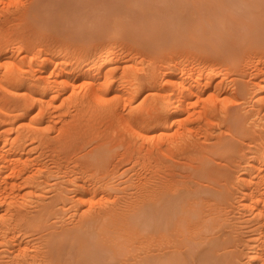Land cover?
I'll return each instance as SVG.
<instances>
[{
  "label": "rangeland",
  "instance_id": "rangeland-1",
  "mask_svg": "<svg viewBox=\"0 0 264 264\" xmlns=\"http://www.w3.org/2000/svg\"><path fill=\"white\" fill-rule=\"evenodd\" d=\"M176 1L178 0H167L169 3H167L166 0H3L0 2V147L6 144V147L4 146L3 148L7 151L12 143V148L15 149L16 147L17 153L15 154L19 153L17 155L18 157L21 155V165H27L26 168V165L24 168L22 167V171L20 170L21 172L17 174L19 176H12L11 174L9 175L10 178L7 176V180L10 181L12 176V181L14 180L16 183L14 185L15 187L13 186L12 189H1L4 187L3 182H5V180L2 182L0 179V264H43L44 262L48 263L47 260H49L48 264H60L61 260H64L65 262H62L65 264H71L70 260L73 262L72 264H75L76 257L72 249H70L68 241L70 243L73 239L74 232H77H73L72 228L82 226L81 221L88 218L91 221L94 219V221H92L94 223L89 222L92 223V225H83L84 227H86V225L88 226L86 227V234L89 236L88 238L93 241H89L90 243H88V245L92 248L94 243L100 242L98 249L101 252L98 251L96 253L99 260L97 259L93 262L94 264H132L135 258L134 256H136L137 259L143 257L144 264H146L149 253L156 255L159 251L157 247L162 244V246H166V249H172L173 245L171 244L174 243V239L177 240L181 237L180 239L182 241L184 234L186 238L179 244H184L180 246V248H185L182 251H188L184 256L185 259L188 260L187 264H192L189 261L193 256H199L200 254L203 256V254L206 253L205 250L208 247L209 241L214 237L215 238L211 240L213 242H217L221 239L217 243L218 246L214 248V252L217 250L216 248H221V251L218 249V253L215 252L216 255H222H218V258L224 259L223 253L229 252L228 256L225 253V257L228 258L225 260H227V262H233L236 259L235 263L230 264H261L259 263L260 259L253 255H256L254 252L260 251L261 248L259 247V245L261 246L259 243H262L259 238L261 234H259L260 230L258 229L261 227L264 213L260 212L258 207H255V210L253 205L252 207L250 206L251 209H249V205L246 204V207L244 203L249 199L246 197L250 190L248 189L249 191L247 193L246 189L250 186V181H253L254 178L259 175V170H256L258 167L257 163L260 162L259 160H262L261 156L264 154V89H260L257 85L260 81L264 80V65H262L264 64V33L259 34L261 30L250 27V25L255 24V20H259L258 15L262 10L259 12L257 11L258 9L253 11L256 13L254 14L250 12V7L247 5L250 3L255 5L257 1L258 4H261V2L264 3V0H249L247 2L248 4H243V2L247 0H240L241 5L238 3L239 0H237L238 2L236 0H229L230 2L228 0H224V2H221V0H217V2L216 0H179L178 3H181L180 5L177 4ZM148 2L150 4L152 2V5L148 4ZM170 2L172 4H170ZM220 3H222L223 7ZM218 4H220L221 7ZM144 5L146 6L144 7ZM186 5L187 8L185 10ZM213 5L214 7L212 9ZM174 6L176 8H174ZM163 7L166 9L164 10ZM177 7H179V11ZM190 7V10L193 9L191 12L189 10ZM199 7L203 8V10L201 9L203 14ZM180 9L183 11L181 12ZM196 9H199V11ZM193 11L199 12V15L195 16L196 12ZM192 12L194 13L193 15ZM263 12H261L260 16H264ZM144 13H148L146 14L147 16L144 15ZM158 14L160 15L158 16ZM184 14H186V16L191 14V16H187L191 19L185 21ZM247 14L248 17L246 16ZM250 14L252 16H250ZM88 15L91 18L88 19ZM80 16H82L81 19ZM156 16L157 19H155ZM192 16H194V18H192ZM228 17L229 19L227 20ZM6 18L9 19L8 23H4L5 20L8 21ZM178 20L179 22H177ZM249 20L251 24H248L250 22ZM246 22L248 25L244 28ZM159 23L161 26L162 24L165 25V29H159ZM64 24H66L65 27ZM115 24L117 25V29H115ZM247 26L248 28H246ZM156 30L159 31L161 35L166 31L169 36V32L173 35L166 37L167 34L165 33L166 35L160 36ZM142 32L146 34V38L145 34H140L142 36L138 37L139 33ZM152 32L156 35L154 33L152 34ZM133 33L137 36L135 35L134 37ZM152 35L154 36L152 37ZM142 37L144 38V43L142 40L140 41ZM146 43L148 45H146ZM102 53H105V55ZM81 54H89L90 58H96L97 56L106 58L115 57L113 58L114 60L112 59L113 61L110 60L111 64L116 61V66H112V74H115V78L111 77V80H107L109 85L107 91L104 93H108L101 94L104 100L100 97H95L96 99L88 97L89 78H78L73 76L72 79L65 81L64 70L70 67L75 68L78 63L77 58L79 55L81 56ZM1 58L3 60H1ZM4 60L10 61L8 66L10 70L6 71L8 72L7 75L5 73V70H7L5 68L6 65L3 64ZM261 62L262 64H260ZM117 64H120L122 70ZM260 65H262V67L259 68L263 69L260 70L258 68V70L257 67ZM122 66L128 69L124 71L123 75L122 72L119 74L120 70H124ZM112 74L110 73L108 75L111 76ZM110 76L107 78L109 79ZM191 76L192 80L189 81L188 79H190L189 77ZM127 77L128 79H126ZM187 77L188 79H186ZM197 77L200 80V87H202V90L200 89L198 92L199 94L197 93L198 95L196 93L192 94V101L188 99L191 103L187 101L188 106L186 105V111L184 110L186 113L184 111L179 112V114L175 111L171 112L168 117L170 118L169 120L161 113V116L159 115L157 117L160 123H158L159 121H155L158 124H156L154 131L158 133L152 132L153 130H151L152 124L155 122L150 123L148 122L150 118H147V121L145 119L144 133L141 137L142 140H140V136L134 131H137L135 129L139 127L137 124H139L143 113L147 112V110L149 111L148 113H153L152 110H154V112L156 111L155 107L159 105L156 100L159 98L158 96L161 94L163 95V92L168 90L171 83L172 85L178 86V80L181 79V81L185 80L187 83L193 82L194 84L199 81ZM130 78H132V80ZM174 78H177V80H175L176 82ZM195 78L197 81H195ZM260 78L263 79L261 80ZM119 80H121L124 86L129 88H124V86H121L119 83L120 86L117 85V81ZM126 80L127 82H125ZM130 80L131 82L129 83ZM171 80L173 81L170 82ZM47 81L49 84L51 82L53 86L50 84V87ZM204 83H206V85ZM197 84H199V82ZM116 85L122 90L125 89L124 91H127L129 96H127V92H125L126 95H123L124 93L122 90L118 93L117 90H120V88L117 89L118 87ZM112 86H114V88L116 87L115 93L117 92L120 95L123 93L121 97H117V100L116 97H114L115 93ZM46 87L47 89H45ZM47 90H49V92H47ZM112 90L113 93H111ZM188 90H186L187 93ZM165 94L166 92H164V95ZM125 97H127L128 100H125ZM86 99L92 101L87 103ZM81 100L86 103H81ZM153 102H156L155 106ZM192 113H194V115ZM171 114H176V116H171ZM187 114L192 116H187ZM124 116L126 119L129 118L124 120ZM185 116L189 118L187 119ZM174 117L177 118V122ZM130 118L133 120H130ZM181 118L185 120L183 121ZM179 119H181V122H179ZM124 121L127 123H124ZM128 121H130V124ZM149 121L152 122V119ZM163 122H165L166 125L164 124L163 126ZM148 124L151 126L149 125V127ZM186 126L187 128H185ZM157 127L159 130H157ZM145 129L148 130L145 131ZM186 129L187 132H184L183 130L186 131ZM174 130L177 131L175 132ZM179 130L182 131L180 132ZM195 130H197L198 133ZM126 131H128L129 134ZM154 133L156 136L153 135L151 138L149 134L152 135ZM179 133H181L180 136ZM135 134H137V136ZM145 134L148 138L144 137ZM184 134L187 136H184ZM165 136L167 138H165ZM174 138H177V141ZM158 141H160V143ZM171 141L173 144L170 143ZM157 143L158 145L161 144V148H157ZM182 144L184 146L183 150ZM184 144L187 145L186 148L188 149H185L186 145ZM151 145L153 147H151ZM177 145L181 146V148ZM175 146L181 150L175 149ZM175 150L176 152H174ZM5 151H3V153H5ZM132 151L135 154H133ZM260 151H262V153ZM149 157H151V159H149ZM23 159L26 162L24 164L22 163ZM262 162H264V160H262ZM149 163L151 164L149 165ZM156 168H158V170L161 168V172L158 171L159 174L158 172L156 173ZM192 171L194 172L193 174L191 173ZM138 172L139 177L141 173V178H145L144 176L146 175L147 177L145 179L147 180L140 178V181H138L136 179V177H138ZM196 172L199 174L197 175ZM156 174H158L159 177ZM170 174L172 175L170 176L171 178L169 177ZM177 174L180 175L178 176ZM181 174L184 178H182ZM164 175L168 177L167 181H164V179H166ZM150 176L153 178H150ZM172 178L174 179L173 181L170 180ZM247 179L251 180L248 181ZM89 180H96L93 187L97 185V187H99V185H101L99 188L102 189V192H99V195L96 194L98 197H94L97 190H100L97 188L94 195L88 192L87 198H83L84 195L80 194L82 188L92 187L93 181L91 182ZM135 180L139 182V187ZM81 181L83 183H81ZM168 181L169 183L172 181L170 183L172 188L168 185ZM96 182L99 183L96 184ZM87 183H91L89 184L91 186H87ZM184 184L187 185L185 186ZM149 185H156V187H160V190L163 191H167L169 187L171 190L168 191L171 193L173 190V194L177 196V199L169 204V208L171 209L176 205V208L178 207L179 210L185 207L184 211H186V213H182L184 216L182 218H184L185 221L181 216L178 217L179 213L174 217H171V215L169 216L170 227L168 230L171 232L167 231V233H169L168 238H165L164 235L163 237L159 236L155 230L156 232L153 231L154 239L151 242L147 237L148 224L144 215L145 211H143L147 208V196L152 187ZM137 188L142 192H139ZM146 188L147 190H145ZM75 190L76 193L79 192L78 195L75 194ZM146 191L148 194L146 193L145 195ZM187 191L189 193H187ZM190 191L192 192L190 193ZM210 192H213L215 196H212L214 194ZM186 193L191 195H187ZM196 193L198 196L203 194L199 196L200 201H198L199 199ZM208 193H210L211 197H209L210 195ZM87 194H85V197ZM185 194L188 201H191V198L194 196L197 198L194 197L191 202L186 200L187 203L185 204ZM79 195H82V200ZM89 195L93 196V198ZM135 195L136 198H133ZM108 196L109 198L107 199ZM88 198L92 199L91 205H94V202L96 204L97 201L98 203L100 201V204L102 202L105 206H100L97 203L94 205L95 208H91L90 210L89 201L91 200L89 199L86 201ZM136 199L138 203L135 202ZM207 199L210 200L208 201ZM212 199H215L217 202ZM204 200L208 203H205L208 210L206 208L204 210L205 206H202L205 202ZM261 200L262 199L258 200L259 202L256 201L259 207L261 205L260 203H264V201L261 202ZM252 202L255 206V200ZM112 203V206L115 205L117 209L111 206ZM117 204L123 207L120 206L119 208ZM141 204L143 205L141 206ZM249 204H251V202ZM211 205L212 208L214 207L212 210H210ZM136 206L138 207L137 212L139 211V213H141H137L140 217L139 215H135V213L133 216L137 218H135L134 221V218H132L133 216H131L132 214H128L129 217L127 221L129 219L130 223L135 222L138 227L136 228L135 225L132 226L134 230L140 228L139 224H141L142 229H144L141 231L140 228L137 232L138 235L135 233L131 234L132 240L130 239L127 242H123V237V240L120 239L121 237L119 238V242L117 238L120 233L114 231L116 238L113 239L119 242V249L117 250V244L112 245L110 244L112 241H109L113 236V231L112 233L110 230H108V233L104 231L110 227L108 224H110L109 220L111 218L108 217L107 219V214L110 215L111 213L117 215L118 213L119 216H117L120 218V215H122L125 210L123 216L127 217L128 211L129 213H134V209L137 208ZM188 206L190 209L192 207V209L190 210ZM199 206L203 208V210ZM194 207H197L195 213L192 211ZM104 208H106V210ZM121 208H124L123 211L118 210ZM93 209L94 211L97 209L100 212L95 213ZM257 209L261 214L256 212ZM82 210H86L84 211L86 212L85 215H83L84 212L81 213ZM201 210V214L205 212L207 217H209V213L207 214V212H210L211 215L213 214V218L211 215V218H207L203 215L207 218V220L205 219L206 222L203 221L204 218L201 219L202 215H200ZM216 210L217 212H215ZM115 211L116 213L114 214ZM93 212L97 216H95ZM105 212L107 213L106 215ZM214 212H219L220 214H218L221 217H216L217 214H215V216ZM80 214H82L81 217L79 216ZM170 214H172V212ZM92 216H94L93 219ZM195 216L197 217L195 218ZM102 217H106L108 221ZM141 217L143 219H141ZM179 218L183 220V223H187H185L186 226L190 227L191 224V226L194 225V230L198 229L192 232L194 235L188 232L189 229L187 231L188 234L186 233L185 228L188 227L183 228V226H180L182 223L178 222L180 220ZM198 218L200 219L196 221ZM200 220L201 223L199 222ZM193 221L194 223H192ZM216 222L218 226L220 224L222 225L219 227L215 226L214 224H216ZM101 224H103V226L105 225V228H107H103ZM195 225L198 227L196 228ZM83 226L79 227V232H84ZM94 226H96L97 229ZM144 226L147 227V229ZM89 228L91 229L89 230ZM191 228L190 231L192 230ZM199 228L202 232L203 230L206 231V229L208 231L206 233L208 235L206 236H202L205 232L199 234L202 240L200 236H198V233H200ZM174 230L176 231L174 232ZM183 230L185 232L184 234H182ZM57 231L59 233H56ZM50 233L55 236L50 237ZM172 233H175V235ZM195 234H197L196 236H198V238ZM105 235L107 237H105ZM186 235L190 236L187 237ZM56 236L60 237L56 240ZM17 238L18 240L15 242ZM190 238L194 241V245L200 243L196 245V248H193V251L190 250L192 254L189 251L191 245L190 247L188 245L191 244ZM195 238L200 242L194 240ZM222 238H228V242ZM145 239L148 240L146 241ZM12 240H14V242ZM47 240H50V244H48L49 242ZM189 240L190 242L188 243L187 241ZM58 241H63V243H59ZM184 241L187 244L184 243ZM77 242L76 245L78 244ZM139 242H143V245L139 244ZM225 242L228 243V246ZM18 243L23 244L18 245ZM52 243H57L58 247L60 245L59 250L60 252L63 251V254L62 252H58L59 261L57 262L50 260ZM135 243L137 244L135 245ZM222 243H224V245L221 247ZM24 244H26V246ZM138 244L141 245V250H139L140 246ZM22 245L26 249H23V247H21ZM111 245L112 249L110 248ZM123 245L124 248H121L120 246L123 247ZM126 245L130 248L126 247ZM254 247L256 249L258 248L257 251ZM121 249H124V252ZM149 249H151V251H149ZM21 250H24L23 254ZM70 250L71 252L69 253ZM115 250H117V253ZM250 250H252L253 253H251L252 251ZM19 251L20 253L18 254ZM125 251L126 254H124ZM129 251L132 252L130 253L133 257L128 255L130 254ZM154 251L155 253H153ZM118 252H122L123 256L122 253L118 254ZM135 252L138 254H135ZM34 253L36 256H38L37 253H40L39 258L36 257ZM67 254L68 256L71 254L72 257L70 255L69 259L66 256ZM107 254L112 256L110 260L107 259L109 257ZM117 254L121 257L117 256ZM62 255L64 256L62 257ZM99 255L101 257H99ZM231 255H233V257ZM44 258L45 261L43 260ZM122 258L124 261L126 259L127 263L122 261ZM39 260L40 262H38ZM85 261L88 262L89 260L86 259ZM87 264H91V262L89 261Z\"/></svg>",
  "mask_w": 264,
  "mask_h": 264
},
{
  "label": "bare ground",
  "instance_id": "bare-ground-1",
  "mask_svg": "<svg viewBox=\"0 0 264 264\" xmlns=\"http://www.w3.org/2000/svg\"><path fill=\"white\" fill-rule=\"evenodd\" d=\"M1 1H3V0H1ZM0 1V2H1ZM42 1V0H41ZM44 1V0H43ZM47 1V0H46ZM52 1V0H51ZM73 1V0H72ZM155 1V0H154ZM204 1V0H203ZM224 2V0H221V2ZM226 1V0H225ZM229 1V0H228ZM237 1V0H236ZM241 1H246V0H241ZM249 0H247L246 2H243V4L244 3H247ZM259 1H261V0H259ZM263 1V0H262ZM50 2V1H49ZM76 2V1H75ZM79 2V1H78ZM145 2V1H144ZM165 2V1H164ZM166 2H167V0H166ZM177 2V4H181V3H178L179 2V0L178 1H176ZM175 2V3H176ZM183 2V1H182ZM213 2H215V1H213ZM212 2V3H213ZM216 2H217V0H216ZM220 2V1H219ZM230 2V1H229ZM229 2H228V4H229ZM238 2V1H237ZM167 3H169V2H167ZM174 3V4H175ZM184 3V2H183ZM201 3V2H200ZM205 3V2H204ZM239 5H241L240 3V0H239ZM44 4V3H43ZM55 4V3H54ZM143 4V3H142ZM146 4V3H145ZM148 4H150L149 2H148ZM155 4V3H154ZM170 4H172L171 2H170ZM190 4V3H189ZM217 4V3H216ZM221 5H222V3H220ZM220 4H218L219 6H220ZM233 4H234V2H233ZM248 4V3H247ZM255 4V3H254ZM73 5V4H72ZM81 5V4H80ZM124 5V4H123ZM150 5H152V2H151V4ZM178 5V6H179ZM207 5H208V3H207ZM212 5V4H211ZM215 5V4H214ZM214 5L212 6V9H213V7H214ZM246 5V4H245ZM75 6V5H74ZM82 6V5H81ZM146 5H144V7H145ZM171 6V5H170ZM182 6V5H181ZM181 6H180V8H181ZM200 6V5H199ZM217 6V5H216ZM230 6H231V3H230ZM234 6V5H233ZM236 6V5H235ZM247 6H249L250 7V12H252V13H254L253 11H256L257 9V11L259 12V11H261V12H263L264 11V3L263 2H261V4H258V1L256 2V4L255 5H253V4H248ZM51 7V6H50ZM201 7V6H200ZM199 7V8H200ZM221 7V6H220ZM222 7H223V5H222ZM232 7V6H231ZM52 8V7H51ZM172 8V7H171ZM174 8H176L175 6H174ZM178 9V11H179V7H177ZM186 8H187V5H186V7H185V10H186ZM208 8V7H207ZM210 8V7H209ZM239 8V7H238ZM47 9V8H46ZM49 9V8H48ZM74 9V8H73ZM75 9H76V7H75ZM163 9H164V7H163ZM166 9V8H165ZM164 9V10H165ZM183 9V8H182ZM191 9V7L189 8V10ZM201 9L203 10V8H200V11H201ZM205 9V8H204ZM211 9V8H210ZM215 10H217L216 8H214ZM233 9H234V7H233ZM237 9V8H236ZM241 9H242V7H241ZM240 9V10H241ZM35 10V9H34ZM56 10V9H55ZM70 10V9H69ZM77 10V9H76ZM84 10V9H83ZM154 10V9H153ZM152 10V11H153ZM163 10V11H164ZM188 10V9H187ZM193 10V9H192ZM192 10H190V12L192 11ZM195 10V9H194ZM197 11H199V9H196ZM238 10V9H237ZM10 11V10H9ZM53 11V10H52ZM79 11H80V9H79ZM106 11V10H105ZM172 11V10H171ZM175 11V10H174ZM180 11L182 12L183 10H181L180 9ZM233 11V10H232ZM236 11V10H235ZM50 12H51V10H50ZM66 12V11H65ZM124 12H127V11H124ZM129 12V11H128ZM173 12V11H172ZM193 12H196V11H193ZM192 12V15L194 14ZM202 12V11H201ZM206 12V11H205ZM258 12H257V15H258ZM261 12H259V15H258V18H259V20L258 21H256L255 20V24H253V25H250V27L251 28H257V29H259V30H261V32L259 33V34H262V33H264V16H260V14H261ZM52 13V12H51ZM79 13H81V12H79ZM143 13V12H142ZM148 13H150V12H148ZM148 13H144V15H146V14H148ZM189 13V12H188ZM207 13V12H206ZM246 13H248V12H246ZM264 13V12H263ZM10 14V13H9ZM50 14V13H49ZM48 14V15H49ZM122 14V13H121ZM120 14V15H121ZM162 14V13H161ZM167 14V13H166ZM202 14H203V12H202ZM245 14V13H244ZM254 14H256V13H254ZM47 15V16H48ZM81 15V14H80ZM103 15H104V13H103ZM150 15V14H149ZM160 14H158V16H159ZM185 15V21L186 20H188V19H191V18H188L189 16H191V14H189V16L187 17L186 16V14H184ZM196 15H199V12L197 13L196 12V14H195V16ZM263 15V14H262ZM4 16V15H3ZM44 16V15H43ZM51 16V15H50ZM140 16H141V14H140ZM140 16H137L138 18L140 17ZM147 16V15H146ZM146 16H145V18H146ZM151 16V15H150ZM149 16V18L151 19V17ZM247 17H248V14L246 15ZM250 16H252L251 14H250ZM70 17V16H69ZM81 17L82 16H80V19H81ZM93 17H95V16H93ZM112 17V16H111ZM134 18H136L135 16H133ZM162 17H164V16H162ZM200 17V16H199ZM5 18V17H4ZM89 18H91V17H89V15H88V19ZM113 18V17H112ZM141 18V17H140ZM167 18V17H166ZM187 18V19H186ZM192 18H194V16H192ZM245 18V17H244ZM249 18H251V17H249ZM7 19V18H6ZM13 19V18H12ZM148 19V18H147ZM153 19H154V17H153ZM155 19H157V16H156V18ZM160 19V18H159ZM162 19V18H161ZM171 19V18H170ZM173 19V18H172ZM174 19H176V18H174ZM229 19V17L227 18V20ZM5 20V19H4ZM8 21H6L5 20V22L4 23H8L9 22V19H7ZM44 20V19H43ZM64 20V19H63ZM96 20V19H95ZM123 20H125V19H123ZM133 20H135V19H133ZM142 20V19H141ZM177 20V19H176ZM183 20V19H182ZM182 20H181V23H182ZM199 20V19H198ZM231 20V19H230ZM229 20V21H230ZM248 20V19H247ZM47 21H48V19H47ZM92 21H93V19H92ZM166 21V20H165ZM241 21H243V20H241ZM250 21V20H249ZM253 21V20H252ZM84 22V21H83ZM94 22V21H93ZM109 22H111V21H109ZM109 22H107V23H109ZM140 22V21H139ZM171 22H173V21H171ZM177 22H179V20L177 21ZM184 22V21H183ZM244 22V21H243ZM3 23V22H2ZM141 23V22H140ZM161 23V22H160ZM159 23V24H160ZM206 23V22H205ZM213 23V22H212ZM68 24V23H67ZM93 24V23H92ZM117 24H119V23H117ZM122 24V23H121ZM158 24V23H157ZM244 24V23H243ZM242 24V25H243ZM248 24H251V21L248 23ZM247 24V22L245 23V25H244V28H245V26L246 25H248ZM256 24H257V26H256ZM46 25H47V23H46ZM65 25L66 24H64V27H65ZM94 25H95V23H94ZM98 25V24H97ZM110 25V24H109ZM116 25V24H115ZM206 25V24H205ZM216 25V24H215ZM232 25V24H231ZM230 25V26H231ZM241 25V24H240ZM3 26H4V24H3ZM7 26V25H6ZM101 26V25H100ZM213 26V25H212ZM217 26V25H216ZM229 26V27H230ZM69 27V26H68ZM88 27V26H87ZM109 27V26H108ZM107 27V28H108ZM111 27V26H110ZM139 27V26H138ZM165 27V25H163L162 24V26H161V24H160V27H159V29L160 28H164ZM198 27H200V26H198ZM232 27V26H231ZM231 27H230V29H231ZM250 27H249V29H250ZM83 28V27H82ZM106 28V29H107ZM211 28V27H210ZM215 28V27H214ZM235 28H237V27H235ZM246 28H248V26L246 27ZM104 29V28H103ZM105 29V30H106ZM115 29H117V25H116V27H115ZM156 29L158 30V28H157V26H156ZM165 29V28H164ZM163 29V30H164ZM239 29H240V26H239ZM91 30V29H90ZM110 30V29H109ZM155 30V29H154ZM156 30V31H157ZM162 30V29H161ZM117 31V30H116ZM127 31H129V30H127ZM150 31V30H149ZM156 31H154V32H156ZM165 31V30H164ZM216 31V30H215ZM154 32H152V34L154 33ZM158 33H159V31H157ZM156 32V34H158ZM220 32V31H219ZM98 33V32H97ZM162 33H164V32H162ZM166 34H167V36L166 37H170L171 35H173V34H171L170 32H169V34H170V36L168 35V33H167V31L165 32ZM162 34V35H166V34ZM222 33V32H221ZM234 33V32H233ZM130 34H131V32H130ZM134 34V33H133ZM132 34V35H133ZM140 34H142V35H144L143 34V32L142 33H139V36L138 37H140V36H142V35H140ZM155 34V33H154ZM155 34V35H156ZM160 34V33H159ZM239 34V33H238ZM100 35V34H99ZM122 35H124V34H122ZM135 35L136 34H134V37H135ZM161 34H160V36H162ZM183 35V34H182ZM214 35V34H213ZM218 35V34H217ZM137 36V35H136ZM150 36V35H149ZM154 35H152V37H153ZM201 36V35H200ZM211 36V35H210ZM244 36V35H243ZM254 36V35H253ZM264 36V35H263ZM163 37H165V36H163ZM162 37V38H163ZM213 37V36H212ZM257 37V36H256ZM145 38H146V34H145ZM160 38V37H159ZM158 38V39H159ZM161 38V39H162ZM214 38V37H213ZM260 38V37H259ZM152 39H154V38H152ZM167 39V38H166ZM142 40V42L144 41V38L142 37L141 39H140V41ZM261 40V39H260ZM258 41V40H257ZM147 42V41H146ZM144 43V42H143ZM142 43V44H143ZM144 45V44H143ZM146 45H148L147 43H146ZM106 52H108V51H106ZM105 52V53H106ZM87 53V52H86ZM90 53V52H89ZM105 53L103 54V55H105ZM101 54V55H102ZM107 56V55H106ZM108 57V56H107ZM113 58H115L114 56L112 57V58H106V57H103V56H97L96 58H94V57H92V58H90V56H89V54H81V56L79 55L78 56V63H77V65H76V67L75 68H73V67H70V68H68V69H66V70H64V75H65V81L66 80H68V79H72V77L74 76H76V77H78V78H89L90 80H89V87H88V97L89 98H102L103 99V97H102V95L101 94H107V93H104L105 91H107V89H108V81L107 80H111V77H114V75L112 74V70H113V67L114 66H116V61H114L113 62V64H111V61L110 60H112ZM119 58V57H118ZM121 58V57H120ZM1 60H3L2 58H1ZM114 60V59H113ZM112 60V61H113ZM4 61H5V63H4ZM3 61V64H5L6 66H5V68L7 69V70H5V73H6V75H7V73L8 72H6V71H9L10 69H8V68H10V67H8L9 66V62L7 61V60H4ZM119 63V62H118ZM115 64V65H114ZM260 64H262V62L260 63ZM111 65V66H110ZM117 65H119L120 66V64H117ZM262 65H264V64H262ZM262 65H260V66H258L257 67V69L259 68V67H262ZM3 66V65H2ZM113 66V67H112ZM112 67V68H111ZM123 67V66H122ZM120 68H121V66H120ZM115 69V68H114ZM123 71H121L122 70V68H121V70H120V72H119V74L122 72V75H123V73H124V71H126V70H128L127 68H125V67H123ZM260 69V68H259ZM258 69V70H259ZM261 69H263V68H261ZM260 69V70H261ZM116 72H117V70H116ZM112 74L111 76L110 75H108V74ZM114 73H115V70H114ZM118 74V73H117ZM199 74H201V73H199ZM125 75V74H124ZM2 76V75H1ZM108 76H110L109 77V79L107 78ZM124 77V76H123ZM134 77V76H133ZM262 77V76H261ZM107 78V79H106ZM115 78V77H114ZM190 79H188V77L186 78V79H188L189 81L190 80H192L191 78H192V76L191 77H189ZM263 78H264V75H263ZM263 78H260L261 80L263 79ZM126 79H128V77L126 78ZM131 80H132V78H130ZM179 79V78H178ZM197 79L199 80V78L197 77ZM131 80L129 81V83L131 82ZM133 80H134V78H133ZM175 80H177V78L175 79L174 78V81ZM45 81V80H44ZM123 81V80H122ZM173 80H171L170 82H172ZM179 81V83H178V86H176V85H172V83H171V85H170V83H169V85H170V87H168V90L166 91H164V92H166V94L164 95V92H163V95L161 94L160 96H158L159 98H157L156 100H157V103L159 104L158 105V107H155L156 108V111L154 112V110H152L153 111V113L152 112H150V113H148L149 111L147 110V112H145V113H143L142 114V117L140 118V121H139V124H137L139 127H137L135 130H137V131H134V132H136L139 136H140V138L142 137V134L144 133V121H145V119H146V121H147V118H150L149 120H151L152 119V122L151 121H149L148 120V122H150V123H153V122H158V123H160V120H158L157 119V117L161 114V113H163L164 114V117L167 119L168 117H169V114L171 113V112H178V114H179V112H183L185 109H186V107L188 106L187 104V101H189V100H191V98H193V95L192 94H197L199 91H200V89L202 90V87H200L201 85H200V80L198 81L199 82V84H197L198 82H195V81H197L196 80V78H195V83L193 84V82L191 83V82H189V83H187L185 80V82L184 81H181V79L180 80H178ZM177 81V82H178ZM110 82V81H109ZM113 82V81H112ZM124 82V81H123ZM125 82H127V80L125 81ZM176 82V81H175ZM47 83L49 84V82L47 81ZM121 85V86H124V84H122L121 83V80H119V81H117V85H119V84ZM46 84V83H45ZM50 84H51V86H53L52 85V83L50 82ZM50 84H49V86H50ZM96 84H97V86H96ZM125 84H127V83H125ZM151 84H152V82H151ZM201 84H202V82H201ZM205 85H206V83H204ZM203 84V85H204ZM208 84V83H207ZM47 85V84H46ZM116 85V86H117ZM119 85V86H120ZM258 86H259V88L260 89H264V80H262V81H260L258 84H257ZM50 86V87H51ZM115 86V85H114ZM114 86H112V89H114V93H115V91H116V87L114 88ZM130 86H133V85H130ZM153 86V85H152ZM218 86V85H217ZM48 87V86H47ZM47 87L45 88V89H47ZM118 87V86H117ZM53 88V87H52ZM120 87H118L117 89H119ZM123 88V87H122ZM124 88H129V87H126V86H124ZM156 88V87H155ZM190 88V89H189ZM215 88V87H214ZM258 88V87H257ZM87 89V88H86ZM109 89H110V87H109ZM150 89H152V88H150ZM159 89V88H158ZM189 89V90H188ZM219 89V88H218ZM51 90V89H50ZM122 89L120 88V90H117V92L119 93V91H121ZM125 89H123L122 90V92L124 93H122L123 95H126L125 94V92H127V91H124ZM127 90V89H126ZM186 90H188V93L186 92ZM190 91V92H189ZM47 92H49V90H47ZM110 92V91H109ZM115 93L114 94V97H116V100H117V97L119 98V97H121V95L120 94H118V93ZM111 93H113V90H112V92ZM128 93V92H127ZM86 93L84 92V95H85ZM199 94V93H198ZM197 94V95H198ZM44 95V94H43ZM101 95V96H100ZM159 95V94H158ZM86 96V95H85ZM127 96H129V93L127 94ZM162 96V97H161ZM190 97V98H189ZM86 98V97H85ZM95 98V99H96ZM109 98V97H108ZM107 98V99H108ZM111 98V97H110ZM126 99L125 100H128V98L127 97H125ZM135 98V97H134ZM82 99V98H81ZM95 99H94V101H95ZM121 99V98H120ZM189 99V100H188ZM84 100V99H83ZM91 100V99H90ZM99 100V99H98ZM104 100V99H103ZM111 100H112V98H111ZM132 100V99H131ZM86 101H87V103H90L91 101H89V99L87 100L86 99ZM89 101V102H88ZM153 101H154V99H153ZM192 101V100H191ZM191 101H189L190 103H191ZM81 103L83 102L82 100L80 101ZM117 102V101H116ZM127 102V101H126ZM125 102V103H126ZM130 102V101H129ZM83 103H86V102H83ZM154 103V102H153ZM156 103V102H155ZM155 103H154V106H155ZM189 103V104H190ZM130 104H131V102H130ZM129 104V105H130ZM192 104H194V103H192ZM191 104V105H192ZM126 105V104H125ZM187 105V106H186ZM208 107V106H207ZM206 107V108H207ZM152 109V108H151ZM210 109V108H209ZM203 110V109H202ZM205 110H207V109H205ZM151 111V110H150ZM186 111V110H185ZM184 111V112H185ZM195 111V110H194ZM194 111H192V112H194ZM201 111V110H200ZM189 112V111H188ZM187 112V113H188ZM197 112H198V110H197ZM186 113V112H185ZM162 114V115H163ZM181 114V113H180ZM190 114V113H189ZM189 114H187V116L189 115ZM193 115H194V113H192ZM202 114V113H201ZM182 115H184V114H182ZM122 116H123V114H122ZM161 116V115H160ZM171 116H176V114L175 115H172L171 114ZM181 116V115H180ZM180 116H179V118H180ZM187 116H185V117H187ZM190 116V115H189ZM192 116V115H191ZM190 116V117H191ZM125 117V116H124ZM123 117V118H124ZM178 117V116H177ZM129 118V117H128ZM127 118V119H128ZM161 118V117H160ZM175 118V121H176V117H174ZM184 118V117H183ZM183 118H181L182 120H183ZM189 117H187V119H188ZM126 119V117H125V119L124 120H127ZM132 118H130V120H131ZM161 119H163V118H161ZM170 118H168V120H169ZM171 119H172V117H171ZM181 119H179V122H181L180 120ZM120 120V119H119ZM133 120V119H132ZM165 120V119H164ZM185 120V119H184ZM183 120V121H184ZM190 120H191V118H190ZM162 121V120H161ZM129 122V124H130V121H128ZM153 123L152 125V127H151V130H153L152 132H155L154 131V129L156 128V124H158V123ZM177 122V121H176ZM175 122V123H176ZM124 123H127V122H125L124 121ZM145 123H147V122H145ZM164 124H165V122H163V126H164ZM184 124V123H183ZM150 124H148V126H149ZM166 125V124H165ZM185 125V124H184ZM184 125H183V127H184ZM187 125V124H186ZM131 126V125H130ZM151 126V125H150ZM149 126V127H150ZM161 126V125H160ZM181 126H182V124H181ZM177 127H178V125H177ZM131 128H133V127H131ZM148 128V127H147ZM185 128H187V126L185 127ZM176 129V128H175ZM179 129V128H178ZM177 129V130H178ZM133 130V129H132ZM148 130V129H147ZM146 129H145V131H147ZM157 130H159L158 129V127H157ZM176 130V131H177ZM198 130V129H197ZM197 130H195L196 132H197ZM175 131V130H174ZM173 131V132H174ZM175 131V132H176ZM180 132L182 131V130H179ZM178 131V132H179ZM184 132H187V129H186V131L185 130H183ZM190 131H191V129H190ZM127 133H128V131H126ZM151 132V131H150ZM151 132V133H152ZM157 132V131H156ZM155 132V133H156ZM183 132V133H184ZM146 133V132H145ZM149 133V132H148ZM147 133V134H148ZM155 133L154 134H152V135H150L149 134V136L151 137H153V135H155ZM158 133V132H157ZM198 133V132H197ZM129 134V133H128ZM127 134V135H128ZM137 134H135L136 136H137ZM180 134L181 133H179V136H180ZM186 134V133H185ZM184 134V136H187V135H185ZM188 134V133H187ZM194 134H195V132H194ZM167 135V134H166ZM183 135V134H182ZM196 135V134H195ZM156 136V135H155ZM154 136V137H155ZM160 136V135H159ZM144 137H147L146 136V134H145V136ZM149 137V139L151 140V138ZM148 138V137H147ZM156 138V137H155ZM162 138V137H161ZM165 138H167L166 136H165ZM178 138H181V137H178ZM183 138V137H182ZM136 139V138H135ZM138 139V138H137ZM148 139V140H149ZM154 139V138H153ZM157 139H158V136H157ZM164 139V138H163ZM173 139V138H172ZM174 139H176V141H177V138H174ZM6 140V139H5ZM140 140H142V138L140 139ZM155 140V139H154ZM159 140H161V139H159ZM168 140V139H167ZM163 141V140H162ZM176 141H173L174 143L176 142ZM150 142V141H149ZM153 142V141H152ZM155 142V141H154ZM159 143H160V141H158ZM165 142H167V141H165ZM165 142H164V144H165ZM14 143V142H13ZM170 143H172V141L170 142ZM177 143V142H176ZM173 144V143H172ZM6 145V144H5ZM5 145H2V147H0V179H1V181L3 182V180H5V182H3V184H4V187L3 188H1V189H7V188H9V190H10V188L12 189V187L16 184L15 183V181L13 180L12 181V176H15V175H17L19 172H21L22 170V167L24 168V166L26 165H21V155L18 157L17 155L19 154H15V153H17V151H16V147H15V149L14 148H12L13 147V144L11 143L10 145H11V147L9 148L8 147V149H7V151H5L4 150V146ZM150 145V144H149ZM157 145H158V143H157ZM161 145V144H160ZM160 145H158L157 146V148L158 147H160ZM184 145H186V144H184ZM155 146V145H154ZM177 146H179V145H177ZM6 147V146H5ZM151 147H153L152 145H151ZM176 147V146H175ZM180 148H181V146H179ZM183 144H182V150H183ZM187 147V145L185 146V149H188V148H186ZM189 147V146H188ZM155 148V147H154ZM161 148V147H160ZM179 148V149H180ZM175 149H178V147H176ZM178 149V150H179ZM184 149V150H185ZM15 150V151H14ZM181 150V149H180ZM264 150V149H263ZM3 151H5V153H3ZM131 151V150H130ZM129 151V152H130ZM137 151H138V149H137ZM136 151V152H137ZM133 152V151H132ZM131 152V153H132ZM174 152H176V150L174 151ZM261 153H262V151H260ZM152 153V152H151ZM150 153V154H151ZM156 153V152H155ZM4 154V155H3ZM126 154H128V153H126ZM130 154V153H129ZM133 154H135L134 152H133ZM137 155V154H136ZM135 155V156H136ZM139 155V154H138ZM260 155V154H259ZM263 156H261L262 157V160H264L263 158H264V154H262ZM135 156H134V158H135ZM148 156V155H147ZM155 156V155H154ZM156 156H157V153H156ZM129 157H130V155H129ZM138 157V156H137ZM24 158V157H23ZM131 158V157H130ZM141 158V157H140ZM259 158V157H258ZM149 159H151V157H149ZM155 159V158H154ZM260 159V158H259ZM133 160H135V159H133ZM258 160V159H257ZM262 160H259L260 162L259 163H257L258 164V167H257V169L256 170H259V175H257V177L256 178H254V180L253 181H250L251 179H247L248 181H250V186L246 189V191H247V193H248V191H249V193H248V195H247V201H248V203H247V201H246V203H244L245 204V206L247 207V205H249V209H251L250 208V206L252 207V205H253V208L255 209V207H258V209H259V211L260 212H262V213H264V207H263V205H264V203H260L261 205H262V208H261V205H260V207L257 205V203H256V201H258V200H260V199H262L261 200V202L262 201H264L263 199H264V162H262ZM28 161V160H27ZM144 161V160H143ZM143 161H142V163H143ZM153 161V160H152ZM140 162H141V160H140ZM149 162H151V161H149ZM258 162V161H257ZM22 163L24 164V163H26L25 162V160L23 159L22 160ZM29 163V162H28ZM141 163V164H142ZM151 163H149V165H150ZM153 164V163H152ZM159 164V163H158ZM256 164V163H255ZM257 164H256V166H257ZM155 165V164H154ZM253 165V164H252ZM27 167V165L25 166V168ZM153 168V167H152ZM256 168V167H255ZM144 169V168H143ZM157 169V170H156ZM156 169H154V170H156V173L158 172V171H160V169L158 170V168H156ZM21 170V171H20ZM27 170V169H26ZM147 170V169H146ZM149 170V169H148ZM251 170V169H250ZM170 171V170H169ZM180 171V170H179ZM34 172V171H33ZM140 172V171H139ZM139 172H138V177H136V179L138 180V181H140L139 179L141 178V173H140V177H139ZM161 172V171H160ZM170 172H172V171H170ZM248 172V171H247ZM255 172V171H254ZM35 173V172H34ZM137 173V172H136ZM135 173V174H136ZM153 173V172H152ZM155 173V172H154ZM178 173V172H177ZM180 173V172H179ZM189 173V172H188ZM192 174L194 173L193 171L191 172ZM197 173V175L199 174L198 172H196ZM195 173V174H196ZM12 175L11 176V179H10V181H12V182H10L9 180H7L6 178H7V176L9 177V175ZM21 174V173H20ZM158 174H159V172H158ZM158 174H156V175H158ZM161 174V173H160ZM185 174V173H184ZM31 175V174H30ZM142 175H144V174H142ZM151 175H153V174H151ZM178 176L180 175V174H177ZM248 175V174H247ZM253 175V174H252ZM17 176H19V175H17ZM22 176V175H21ZM149 176V175H148ZM165 176V175H164ZM166 176H167V174H166ZM165 176V177H166ZM170 176H172L171 174L169 175V177ZM178 176H177V179H178ZM181 176H182V174H181ZM184 176H187V175H184ZM145 178L147 177L146 175L144 176ZM158 177H159V175H158ZM160 177H161V175H160ZM175 177V176H174ZM245 177H246V175H245ZM244 177V178H245ZM10 178V177H9ZM8 178V179H9ZM20 178V177H19ZM143 178V177H142ZM141 178V179H142ZM145 178H143L144 180H147V179H145ZM150 178H153V177H151L150 176ZM157 178V177H156ZM162 178V177H161ZM160 178V179H161ZM167 178L168 177H166V179H164V181H167ZM171 178V177H170ZM182 178H184L183 176H182ZM181 178V179H182ZM190 178V177H189ZM243 178V179H244ZM247 178V177H246ZM245 178V179H246ZM15 179V178H14ZM30 179V178H29ZM149 179V178H148ZM154 179H155V177H154ZM159 179V180H160ZM22 180H23V178H22ZM170 180H174L173 178L172 179H170ZM183 180V179H182ZM246 180V181H247ZM85 181V180H84ZM89 181H91V180H89ZM93 181V182H92ZM91 182H92V187H89V188H87L86 187V185H85V187L86 188H82L81 190H80V194H82V195H84V197L83 198H87L88 197V192L90 193V194H93L94 195V193L96 192V190L97 189H100L99 191L97 190V192L95 193V195H94V197H98V196H96V194L97 195H99L101 192H102V189L101 188H99L101 185H99V187H93V185H94V183H95V181L94 180H92ZM136 182V180H135V182L137 183V185H138V187L140 186V184H138L139 182ZM149 181H152V180H149ZM156 181V180H155ZM158 181V180H157ZM163 181V180H162ZM161 181V182H162ZM171 181V182H172ZM187 181V180H186ZM243 181V180H242ZM245 181V182H246ZM78 182V181H77ZM143 182H146V181H143ZM154 182V181H153ZM170 182V183H171ZM177 182H178V180H177ZM185 182V181H184ZM81 183H83L82 181H81ZM86 183V182H85ZM99 183V182H98ZM97 182H96V184H98ZM147 183H149V182H147ZM168 183H169V181H168ZM168 184L169 186H170V188H172V185L171 184ZM182 183H183V181H182ZM2 184V183H1ZM19 184V183H18ZM18 184H17V186H18ZM21 184V183H20ZM88 184V183H87ZM89 184H91V183H89ZM87 185V186H91V185ZM150 184V183H149ZM162 184V183H161ZM164 184V183H163ZM167 184V183H166ZM165 184V185H166ZM247 184H248V182H247ZM79 185H80V183H79ZM82 185V184H81ZM143 185H145V184H143ZM142 185V186H143ZM182 185V184H181ZM185 185V184H184ZM187 185V184H186ZM185 185V186H186ZM1 186H3V185H1ZM16 186V187H17ZM135 186H136V184H135ZM146 186H148V185H146ZM150 186V185H149ZM152 186V185H151ZM150 186V187H151ZM162 186V185H161ZM164 186V185H163ZM167 186V185H166ZM177 186H179V185H177ZM15 187V186H14ZM83 187V186H82ZM137 187V186H136ZM145 187V186H144ZM154 187H156V185L155 186H152L151 188H150V190H149V194H148V192L146 191L145 192V195H146V193L148 194V200L146 201V210H143V211H145L144 212V215H145V218H146V221H147V224H148V235H147V237H148V239L150 240V242L154 239V236H153V231H157V234L159 235V236H162L163 237V235H164V237L165 238H168V234L169 233H167V231H169L168 229H169V219H170V215H171V217H174L177 213H179V216L178 217H180L181 216V218L182 217H184L183 216V214H184V212L186 213V211H184V208L182 209H180L179 210V208L177 207L176 208V205L173 207V208H169V204L171 203V202H173L175 199H177V196H175L173 193L174 192H172L171 191V193L168 191V190H171V189H169V187L167 188V191H163V190H160V187H156V188H159V189H156V188H154ZM165 187V186H164ZM183 187V186H182ZM190 187V186H189ZM97 188V189H96ZM143 188V187H142ZM148 188V187H147ZM147 188L145 189V190H147ZM154 188V189H153ZM177 188V187H176ZM178 188H180V187H178ZM188 188V187H187ZM213 188V187H212ZM211 188V189H212ZM0 189V190H1ZM75 189V188H74ZM161 189H163V188H161ZM186 189V188H185ZM184 189V190H185ZM191 189V188H190ZM195 189V188H194ZM198 189H199V187H198ZM249 189V190H248ZM137 190H139L138 188H137ZM174 190H176V189H174ZM195 190H197V189H195ZM205 190V189H204ZM209 190V189H208ZM12 191V190H11ZM77 191H79V190H77ZM141 190H139V192H140ZM144 191V190H143ZM177 191V190H176ZM212 191V190H211ZM217 191V190H216ZM246 191H245V193H246ZM1 192V191H0ZM2 192H4V191H2ZM100 192V193H99ZM135 192V191H134ZM138 192V191H137ZM138 192V193H139ZM142 192V191H141ZM153 192V193H152ZM185 192V191H184ZM184 192H182V193H184ZM192 191H190V193H191ZM215 192V191H214ZM74 193V192H73ZM79 193V192H78ZM78 193H76V190H75V194H77L78 195ZM99 193V194H98ZM137 193V194H138ZM154 193H155V195H154ZM178 193H179V191H178ZM181 193V194H182ZM187 193H189L188 191H187ZM186 193V194H187ZM210 193H212V194H214L213 192H210ZM210 193H208L209 195H210ZM216 193V192H215ZM244 193V194H245ZM246 193V194H247ZM85 194H87V196L85 197ZM140 194H142V193H140ZM180 194V195H181ZM186 194L184 195V201H188V199L186 198ZM82 195H79L80 196V199L82 200ZM133 195V194H132ZM179 195V196H180ZM187 195H191V194H187ZM194 195V194H193ZM196 195H197V197H198V199H199V196H202L201 194L198 196V194L196 193ZM207 195V194H206ZM206 195H205V197H206ZM90 196V195H89ZM212 196H215V194L214 195H212ZM246 196V195H245ZM249 196V197H248ZM263 196V197H262ZM0 197H1V193H0ZM90 197H92L93 198V196H90ZM136 198V195L135 196H133V198ZM145 197V196H144ZM146 197V198H147ZM195 197V196H194ZM193 197V198H194ZM197 197H195V198H197ZM204 197V196H203ZM209 197H211V195L209 196ZM216 197H218V196H216ZM262 197V198H261ZM109 198V196L107 197V199ZM189 198H191V197H189ZM193 198H191V201H192V199ZM90 198H88V199H86V201L87 200H89ZM96 199V198H95ZM141 199H143V198H141ZM201 199H202V197H201ZM205 199V198H204ZM219 199H220V197H219ZM91 201H89L90 203V205H89V208H90V210H91V208H95L94 207V205H96L97 203H98V201H97V203L95 204V202H94V205H91V203H92V199H90ZM94 200V199H93ZM102 200V199H101ZM106 200V199H105ZM194 200H196V199H194ZM208 201L210 200V199H207ZM213 201H215V199H212ZM216 200H217V198H216ZM246 200V199H245ZM250 200V201H249ZM253 200H255V206H254V203L252 202ZM84 201V200H83ZM134 201V200H133ZM141 201V200H140ZM177 201V200H176ZM175 201V202H176ZM187 201L185 202V204L187 203ZM190 200L188 201V202H191ZM197 201V200H196ZM198 201H200V199L198 200ZM203 201V200H202ZM205 201V200H204ZM104 202V201H103ZM135 202H137V199H136V201ZM144 202V201H143ZM215 202H217V201H215ZM251 202V204H249ZM259 202V201H258ZM83 203V202H82ZM109 203V202H108ZM131 203H133V202H131ZM138 203V202H137ZM203 203V202H202ZM205 203H206V201L202 204V206H205ZM85 204V203H84ZM87 204H88V202H87ZM100 206H105L104 204H102V202H101V204H100V201H99V203H98ZM106 204V203H105ZM119 204V203H118ZM117 204V206L120 208V206L121 205H118ZM175 204V203H174ZM179 204H180V202H179ZM189 204V203H188ZM191 204H193V205H195L194 203H191ZM197 204V203H196ZM206 204H208V203H206ZM247 204V205H246ZM86 205V204H85ZM113 205V203L111 204V206ZM132 205V204H131ZM133 205H135L134 203H133ZM143 204H141V206H142ZM173 205V204H172ZM210 205V204H209ZM214 205V204H213ZM93 206V207H92ZM107 206H109V205H107ZM106 206V207H107ZM129 206V205H128ZM138 206V205H137ZM136 206V207H137ZM197 206H198V204H197ZM208 206V205H207ZM112 207H114L115 208V205L114 206H112ZM121 207H123V206H121ZM134 207V206H133ZM139 207H140V204H139ZM144 207V206H143ZM172 207V206H171ZM200 207V206H199ZM129 208H130V206H129ZM132 208V207H131ZM186 208H187V206H186ZM188 208H189V206H188ZM197 208V207H196ZM195 207H194V209H195V211H194V209L192 210L194 213L197 211V209H196ZM201 208V207H200ZM205 208H206V206L204 207V210H205ZM214 208V207H213ZM212 208V205H211V209L210 210H212L213 209ZM88 209V208H87ZM105 210H106V208H104ZM109 209V208H108ZM108 209H107V211H108ZM113 209V208H112ZM115 209H117V208H115ZM124 209V208H123ZM123 209L121 208V209H118L119 211L120 210H122L123 211ZM126 209V208H125ZM133 209V208H132ZM132 209H130V210H132ZM137 209H138V207L136 208V209H134L135 210V212L134 213H132L131 211V213H129V211H128V213H127V217H125V216H123L124 215V211H123V214L122 215H120L121 217L119 218L118 216V213H117V215L115 214L116 213V211L114 212V214L115 215H113V214H111L110 213V215L109 214H107L106 212H105V215L107 214L108 216H107V219H108V217L109 218H111L110 220H109V223L110 224H108L110 227H109V229L107 228H105V225L103 226V224H101V226H103V228H105L106 230H104V231H107V233H108V230H110L111 231V233H112V231H113V236L111 237V240H109L108 238V240L109 241H112V243H110V244H112V245H116V248H117V250L119 249V246H118V244H119V240L120 239H122V237H123V242H127V241H129L132 237H131V234H133V233H135L136 235H138L137 234V232H138V230H140V228H141V231L144 229H142V225L141 224H139V226H140V228H138V230L137 229H133L134 227H132V226H136V228L138 227L136 224H135V222H129V219H128V221H127V218L129 217V215H131V216H133L135 213V215H139V214H141V213H139V211L137 212ZM142 209V208H141ZM190 209V208H189ZM191 209H192V207H191ZM190 209V210H191ZM202 210H203V208H201ZM207 210H208V208H206ZM258 209H257V211L256 212H258V214L260 213L259 211H258ZM96 210L97 209H95V211H94V209H93V211L95 212V213H98V212H100V211H98L97 210V212H96ZM103 210V209H102ZM128 210V209H127ZM187 210V209H186ZM202 210L200 211V215H204L205 217H207V215L205 214V212L203 213V214H201L202 213ZM256 210V209H255ZM84 211H86V210H84ZM83 210H82V212L81 213H83L84 212ZM142 211V212H143ZM219 211V210H218ZM89 212V211H88ZM94 212H93V214H94ZM102 212V211H101ZM104 212V211H103ZM110 212H112V211H110ZM127 212V211H126ZM172 212V214H170ZM207 212V211H206ZM215 212H217V210L215 211ZM214 212V215L215 214H217V216L216 217H218V216H220L218 213H215ZM85 213L86 212H84L83 213V215H85ZM91 213V212H90ZM120 213H122V212H120ZM137 213H139V214H137ZM183 213V214H182ZM193 213V214H194ZM209 213V217H210V215H211V213L210 212H207V214ZM213 213V212H212ZM103 214V213H102ZM129 214V215H128ZM189 214H190V212H189ZM261 214V213H260ZM95 215V214H94ZM104 215V214H103ZM186 215V214H185ZM199 215V216H200ZM213 215V214H212ZM211 215V216H212ZM80 217L82 216V214H80L79 215ZM86 216H88V215H86ZM95 216H97V215H95ZM102 216V215H101ZM100 216V217H101ZM131 216H130V218H131ZM187 216V215H186ZM201 216V219H203L204 218V220L203 221H205L206 222V220H207V218H209V217H207V218H205L204 216L202 217ZM214 216V217H215ZM258 216V215H257ZM260 216V215H259ZM84 217V216H83ZM89 217V216H88ZM88 217H86V218H88ZM90 217H91V215H90ZM99 217V218H100ZM139 217H140V215H139ZM139 217H138V219H139ZM144 217V216H143ZM177 217V216H176ZM177 217V218H178ZM197 216H195V218H196ZM221 217V216H220ZM262 217H264V214H263V216ZM261 217V218H262ZM94 218V216H92V219ZM103 219L105 218L106 219V217H102ZM132 218H134V216L132 217ZM135 218H137V217H135ZM135 218H134V221H135ZM190 218V217H189ZM195 218H194V220H195ZM211 218V217H210ZM212 218H213V216H212ZM81 219V218H80ZM96 219V218H95ZM106 219V220H107ZM141 219H143L142 217H141ZM173 219V218H172ZM180 219V218H179ZM184 221H185V219L184 218H182ZM182 219H180L178 222H180V223H182V225H180V226H183V228H185V227H188V228H185L186 230V233H187V231H188V229H189V231L188 232H190V234L192 233V232H195V230H198V229H195L194 230V225L193 226H191V224H190V227L189 226H186V222H184L183 223V220ZM188 219V218H187ZM186 219V220H187ZM200 218H198V219H196V221L197 220H199ZM206 219V220H205ZM218 219V218H217ZM260 219V218H259ZM97 220V219H96ZM106 220H105V222H106ZM140 220V219H139ZM145 220V219H144ZM214 220V219H213ZM220 220V219H219ZM258 220V219H257ZM81 221V220H80ZM92 221H94V219L92 220ZM89 218L88 219H84L83 221H81L82 223H81V225L83 226H85V224H91L92 225V223H94V222H92ZM101 221V220H100ZM108 221V220H107ZM130 221H132V220H130ZM136 221H137V219H136ZM141 221V220H140ZM143 221V220H142ZM182 221V222H181ZM189 221V220H188ZM89 222H92V223H89ZM98 222V221H97ZM104 222V221H103ZM157 222V223H156ZM177 222V223H178ZM200 223H201V220L199 221ZM219 222V221H218ZM259 222H260V220H259ZM78 223V222H77ZM96 223V222H95ZM177 223H175V224H177ZM186 223V224H185ZM192 223H194V221L192 222ZM196 223V222H195ZM215 223V222H214ZM213 223V224H214ZM219 223H221V222H219ZM99 224H100V222H99ZM143 224V223H142ZM146 224V223H145ZM170 224H171V222H170ZM197 224V223H196ZM78 225V224H77ZM76 225V226H77ZM95 225V224H94ZM96 225H98V224H96ZM144 225V224H143ZM199 225V224H198ZM206 225V224H205ZM215 226H218L217 225V222H216V224H214ZM220 225H222V224H220ZM219 225V226H220ZM82 226H79V227H82ZM83 226V227H84ZM99 226V225H98ZM130 226H131V228H130ZM175 226H178V225H175ZM179 226V227H180ZM199 226H201V225H199ZM208 226V225H207ZM218 226V227H219ZM79 227L77 226L76 228L75 227H73L72 229H73V232L74 231H77V232H74V234L73 233H71V234H73V239L71 240V242L69 243V241H68V244H70V249H72V251L74 252V254H75V257H76V261H75V264H87V263H89V261L91 262V264L93 263V262H95L97 259H98V255L96 256V253L98 252V251H100L99 249H98V247H99V245H100V242H98V243H92L93 244V246H92V248H91V246H89L88 245V243H90V242H93V241H91L88 237V235L86 234L87 233V230H86V227H88L87 225H86V227H84V232H79L80 230H78L79 229ZM95 228H96V226H94ZM100 227V226H99ZM145 227V226H144ZM172 227V226H171ZM178 227V228H179ZM192 227V228H191ZM195 227L197 228L198 226H196L195 225ZM202 227V226H201ZM200 227V228H201ZM210 227V226H209ZM258 227H259V225H258ZM257 227V228H258ZM146 229H147V227H145ZM173 228V227H172ZM190 228L192 229L191 231H190ZM200 228H199V231H200ZM203 228V227H202ZM201 228V229H202ZM260 229H258V230H260L258 233L259 234H261L260 235V239H261V241H262V243H259V244H261V246L259 245V247H261L260 248V251L258 250V252H254L256 255H253V256H256L258 259H260L259 260V263H261V264H264V219H262V223H261V227H259ZM91 228H89V230H90ZM97 229V228H96ZM171 229V228H170ZM180 229H181V227H180ZM204 229H205V227H204ZM219 229V228H218ZM217 229V230H218ZM66 230V229H65ZM70 230V229H69ZM100 230H101V228H100ZM123 230H124V232H123ZM137 230V231H136ZM194 230V231H193ZM220 230H221V227H220ZM99 231V230H98ZM103 231V232H104ZM109 231V232H110ZM114 231H116V233L117 232H119L120 233V235H118L119 237L117 238L118 239V241L119 242H117V241H115L113 238H116V236H115V232ZM155 231V232H156ZM162 231V232H161ZM173 231V230H172ZM176 230H174V232H175ZM177 231H178V229H177ZM181 231H182V229H181ZM63 232H65V231H63ZM102 232V231H101ZM140 232V231H139ZM169 232H171V231H169ZM179 232V231H178ZM201 232L202 231H200V233H198V236H200V238H201V235H199V234H201ZM203 232H205V234H203ZM203 232H202V236H206V235H208V234H206L208 231H207V229H206V231H204L203 230ZM51 233H53V232H51ZM50 233V234H51ZM56 233H59L58 231L56 232ZM55 233V234H56ZM70 233V232H69ZM82 233V234H81ZM96 233H98V232H96ZM124 233V234H123ZM141 233V232H140ZM146 233V232H145ZM165 233V234H164ZM185 232H184V230H183V233L182 234H184ZM49 234V235H50ZM99 234H101V233H99ZM156 234V235H157ZM173 234V233H172ZM181 234V235H182ZM188 234V233H187ZM193 234V233H192ZM257 234V233H256ZM51 235H53V236H51ZM50 235V237H54L55 235L54 234H51ZM57 235V234H56ZM62 235V234H61ZM95 235V234H94ZM109 235H110V233H109ZM117 235V234H116ZM157 235V236H158ZM173 235H175V233L173 234ZM177 235H180V234H177ZM194 235V234H193ZM197 234H195V236H196ZM218 235V234H217ZM70 236V235H69ZM68 236V237H69ZM115 236V237H114ZM146 236V235H145ZM183 236V235H182ZM187 236V235H186ZM188 236H190V235H188ZM187 236V237H188ZM198 236H196L197 238H198ZM214 236H216V235H214ZM57 237V236H56ZM58 237H60V236H58ZM58 237L57 238H55L56 240L58 239ZM62 237V236H61ZM66 237H67V235H66ZM72 237V236H71ZM104 237V236H103ZM105 237H107L106 235H105ZM121 237V238H120ZM177 237H179V236H177ZM212 237V236H211ZM210 237V238H211ZM220 237V236H219ZM257 237V238H258ZM15 238V237H14ZM14 238H12V239H14ZM63 238V237H62ZM70 238V237H69ZM120 238V239H119ZM142 238V237H141ZM157 238V237H156ZM165 238H161V239H165ZM176 238V237H175ZM181 238V237H180ZM179 238V239H180ZM184 238H186L185 237V234H184ZM184 238H183V240H184ZM192 238V237H191ZM191 238H190V240H191ZM208 238V237H207ZM215 238V237H214ZM213 238V239H214ZM49 239H51V238H49ZM54 239V240H55ZM102 239H104V238H102ZM106 239V238H105ZM147 239V240H148ZM160 239V240H161ZM171 239V238H170ZM179 239H177V240H179ZM193 239V238H192ZM213 239H211V240H213ZM222 239H224V240H226L227 241V239H225V238H222ZM230 239V238H229ZM259 239V240H260ZM15 240V239H14ZM14 240H12L13 242H14ZM17 240H18V238L16 239V241L15 242H17ZM63 240V239H62ZM132 240V239H131ZM146 240V239H145ZM146 240V241H147ZM175 241H174V243L173 244H171V245H173L172 246V249H166V246H156L157 248H158V252L156 253V255H153L152 253H149L148 254V258H147V262H146V264H187V261L188 260H186L185 259V255H186V253L188 252V251H182V250H184L185 248L184 247H181V248H183V249H181L180 248V246H183L184 244H179L180 242L182 243V241H181V239L179 240V241H177L176 239H174ZM188 240V239H187ZM190 240L189 241H187L188 243L190 242ZM194 240H197L196 238L194 239ZM201 240H202V238H201ZM209 241V244H208V247L206 248V250H205V254H203V256H202V254H200L199 256H189V257H192L191 259H190V261L189 262H191L192 264H230V263H235V261H236V259H235V261H233V262H231V261H229V262H227V260H225V259H228V258H226L225 257V253L227 254V256H228V253L227 252H224L223 254V257H224V259L223 258H218V255L219 254H217L216 255V253H218L217 252V250L219 249V248H216L217 250L214 252V248L216 247V246H218V242L221 240H219V238H218V240L219 241H217V242H213V241ZM257 240V239H256ZM48 241V240H47ZM50 241V240H49ZM48 241V242H49ZM78 241V242H77ZM90 241V242H89ZM136 241H137V239H136ZM165 241V240H164ZM167 241V240H166ZM172 241V240H171ZM20 242V241H19ZM54 242V241H53ZM59 242V241H58ZM65 242V241H64ZM66 242H67V240H66ZM66 242H65V244H66ZM76 242L78 243L77 245H76ZM94 242H96V241H94ZM122 242V243H123ZM135 242V241H134ZM168 242V241H167ZM178 242V243H177ZM197 242H200V241H198L197 240ZM223 242V241H222ZM228 242V241H227ZM259 242V241H258ZM59 243H63V241H61V242H59ZM106 243V242H105ZM131 243H132V241H131ZM153 243V242H152ZM156 242L154 241V244H155ZM166 243V242H165ZM184 243H186L185 241H184ZM191 244H188L189 245V247H190V245H191V248H189V251L190 250H192L193 251V248L195 247L196 248V245H199L200 243H198V244H196V245H194L193 243H194V241H192L191 240V242H190ZM196 243V242H195ZM203 243V242H202ZM221 243V242H220ZM256 243V242H255ZM14 244H17V243H14ZM20 244H23V243H20ZM19 243H18V245H20ZM27 244V243H26ZM26 244H24L25 246H26ZM48 244H50V242L48 243ZM91 244V245H92ZM129 244H130V242H129ZM128 244V245H129ZM137 243H135V245H136ZM139 244H141V245H143V242H139ZM138 244V245H139ZM147 244V243H146ZM167 244V243H166ZM187 244V243H186ZM225 244L228 246V243H226L225 242ZM102 245V244H101ZM107 245V244H106ZM112 245H111V249H112ZM121 245V244H120ZM141 245H139L140 247H139V250H141ZM156 245V244H155ZM157 245H159V244H157ZM187 245V246H188ZM203 245V244H202ZM207 245V244H206ZM224 245V243H222V245H221V247ZM48 246V245H47ZM69 246V245H68ZM68 246H66V247H68ZM118 246V247H117ZM131 246V245H130ZM134 246V245H133ZM145 246V245H144ZM150 246V245H149ZM187 246H186V248H187ZM205 246V245H204ZM21 247H23V249L25 248L23 245L21 246ZM48 247H50V246H48ZM59 247H60V245H59ZM59 247H58V245H57V243L55 244V243H52L51 244V249H50V254H51V259L50 260H54V261H59V253H61L62 252V254H63V251H61L60 252V250H59ZM62 247V246H61ZM121 248H124V245H123V247L122 246H120ZM126 247H128L127 245H126ZM132 247V246H131ZM136 247H138V246H136ZM143 247V246H142ZM146 247V246H145ZM151 247V246H150ZM219 247H220V245H219ZM256 247H258V246H256ZM18 248H20V247H18ZM115 248V249H116ZM128 248H130V247H128ZM171 248V247H170ZM202 248V247H201ZM229 248V247H228ZM255 248V247H254ZM22 249V248H21ZM26 249V248H25ZM60 249H63V248H60ZM126 249V248H125ZM132 249V248H131ZM135 249V248H134ZM152 249V248H151ZM151 249H149V251H151ZM203 249V248H202ZM258 249V248H257ZM257 249L255 248V250L257 251ZM20 250V249H19ZM117 250H115L116 251V253H117ZM122 250V249H121ZM124 250V249H123ZM122 250V251H123ZM128 250H130V249H128ZM220 251H221V248L219 249ZM225 250V249H224ZM253 250V249H252ZM252 250H250V251H252ZM22 251V254H23V252H24V250H21ZM65 251V250H64ZM111 251V250H110ZM134 251V250H133ZM143 251H144V249H143ZM192 251H190L191 252V254H192ZM203 251V250H202ZM46 252H47V250H46ZM46 252H45V255H46ZM48 252H49V250H48ZM59 252V253H58ZM71 252V250L69 251V253ZM101 252V251H100ZM99 252V253H100ZM112 252V251H111ZM113 252H114V250H113ZM124 252V251H123ZM131 251H129V253H130ZM141 252V251H140ZM145 252V251H144ZM189 252V253H190ZM223 252V251H222ZM20 253V251L18 252V254ZM67 253V252H66ZM107 253H108V251H107ZM120 253H122V252H120ZM119 252H118V254H120ZM132 253V252H131ZM131 253L130 254H128V255H130V256H132L131 255ZM137 252H135V254H136ZM153 253H155V251L153 252ZM198 253V252H197ZM220 253V252H219ZM251 253H253V251L251 252ZM21 254V255H22ZM40 254V253H39ZM39 254L37 253V255L38 256H36L35 255V253H34V255L36 256V257H38L39 258ZM65 254V253H64ZM102 254V253H101ZM113 254V253H112ZM117 254V256H119V257H121L120 255H118ZM124 254H126V251H125V253ZM135 254H133V255H135ZM138 254V253H137ZM70 255L71 254H69V256H68V254L66 255L69 259H70ZM108 255V254H107ZM116 255V254H115ZM221 255V254H220ZM219 255V256H220ZM259 257H258V256ZM64 255H62V257H63ZM65 256V257H66ZM109 256V255H108ZM122 256H123V253H122ZM127 256V255H126ZM126 256H125V258H126ZM130 256H128V257H130ZM222 256V255H221ZM232 257H233V255H231ZM251 256V255H250ZM34 257V256H33ZM49 257H50V255H49ZM60 257H61V254H60ZM71 257H72V255H71ZM97 257V258H96ZM99 257H101L100 255H99ZM127 257V258H128ZM133 257V256H132ZM135 258H136V256H134ZM187 257V256H186ZM249 257V256H248ZM252 257V256H251ZM107 258V257H106ZM112 258V256L110 255L107 259H111ZM134 258V261L132 262V264L134 263V264H144V258H143V260H142V258L140 257V259H135ZM36 259V258H35ZM49 259V258H48ZM64 259V258H63ZM72 259V258H71ZM86 259H88L89 261L88 262H86L85 260ZM115 259V258H114ZM130 259V258H129ZM44 261H45V258L43 259ZM42 260V261H43ZM65 260H66V258H65ZM68 260V259H67ZM99 260V259H98ZM103 260V259H102ZM117 260H119V259H117ZM131 260V259H130ZM36 261H37V259H36ZM62 261H64V260H61L60 262V264H65L64 262H62ZM104 261H106V260H104ZM122 261H124L123 260V258H122ZM38 262H40V260L38 261ZM47 262L49 263V260H47ZM51 262V261H50ZM103 262V261H102ZM117 262H119V261H117ZM124 262H126L127 263V260L125 259V261ZM130 262V261H129ZM251 262V261H250ZM48 263H43V264H48ZM67 263V262H66ZM70 263L72 264L73 262H71V260H70ZM106 263V262H105ZM109 263V262H108ZM120 263V262H119ZM131 263V262H130ZM257 263V262H256ZM42 264V263H41ZM56 264H59V263H56ZM94 264V263H93ZM237 264V263H236ZM248 264H250V263H248ZM252 264V263H251Z\"/></svg>",
  "mask_w": 264,
  "mask_h": 264
}]
</instances>
